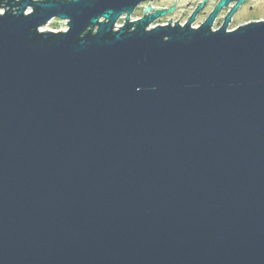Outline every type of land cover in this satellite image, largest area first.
Returning <instances> with one entry per match:
<instances>
[{
    "label": "water",
    "instance_id": "obj_1",
    "mask_svg": "<svg viewBox=\"0 0 264 264\" xmlns=\"http://www.w3.org/2000/svg\"><path fill=\"white\" fill-rule=\"evenodd\" d=\"M153 1L0 0V264H264V21Z\"/></svg>",
    "mask_w": 264,
    "mask_h": 264
},
{
    "label": "rangeland",
    "instance_id": "obj_2",
    "mask_svg": "<svg viewBox=\"0 0 264 264\" xmlns=\"http://www.w3.org/2000/svg\"><path fill=\"white\" fill-rule=\"evenodd\" d=\"M201 1H204V0H179V4H180V7L183 6L184 8L189 9V8H193V5L198 4V2L200 3ZM221 1H223V0H212L211 5H213L214 3L215 4L218 3L217 4V6H218ZM235 3L236 2H232L231 4H235ZM150 4H151V9H167V8H170L172 6L173 0H156L153 2L143 3L140 6H146V9H147ZM235 7H236V5H235ZM241 7L243 10L241 9L240 13H238L237 17H235V22L229 29L239 27V25L242 27V26H246L245 24L248 25L250 23H256V22L264 21V0H245L242 3ZM154 13H156V12H149L148 14H154ZM144 14L145 13H143V10L139 11V13L136 12V14L132 15V21L134 22V21L141 20L145 16ZM179 17H180V14L177 12L175 15H172L163 21L157 20L153 23L152 28H155L157 26H168L169 22L171 20H172L171 24H173V25H175V23L179 22V24H181V26H184V23L186 21L184 19H181L182 21H180ZM203 20H204V17L201 18L199 21H197V23L192 28H198L200 26V22H202ZM224 23L225 22H223L221 24L219 23V25L214 28V31H219L223 27ZM60 24H63V25H60ZM123 25H124V21L121 20L117 26L120 27ZM238 29H236V30H238ZM67 30H68L67 22H61L59 20H53L45 28H43L41 30V32L49 31V32L60 33V32H66ZM227 32L231 33L234 31L229 30Z\"/></svg>",
    "mask_w": 264,
    "mask_h": 264
},
{
    "label": "flooded vegetation",
    "instance_id": "obj_3",
    "mask_svg": "<svg viewBox=\"0 0 264 264\" xmlns=\"http://www.w3.org/2000/svg\"><path fill=\"white\" fill-rule=\"evenodd\" d=\"M235 2H236L235 4H231L230 3L227 7H224V8H222L219 11V13L216 15L215 19L213 20V23H212V26H211V30L212 31H214V28L216 26H218L219 23L221 24L223 22H226V20L228 18V15L233 11V9L235 8V5L237 6V4H238L237 1H235ZM211 3H212V0H204V1H201L200 3L198 2V4L193 5V8L186 9L183 6L180 7L179 0H173L172 6L170 8H167L166 10L165 9L163 10V11H169V10H173V11L170 12V13H167L165 16L159 18L158 21H163L166 18H168V17H170L172 15H175L178 12L180 14V17H179L180 18V21H182L181 19H184L186 21L184 23V25L187 24L191 20V18L193 16H195L194 21L192 23V27H194V25L197 23V21H199L201 18L204 17V20L202 22H200L199 28H201L206 23V21L208 20V18L211 17L215 13V11H216V7H217V4L218 3L217 4L214 3L213 5H211ZM241 6H242V4L238 8V10L233 13V15H232V17H231V19L229 21L227 31H229V30L230 31H235L236 29H238L239 27H241L239 25V27H235V28L229 29L234 24L235 17H237L238 13H240V11L242 9ZM138 10L139 11L143 10V13H145L146 6H140V7H138L137 10L134 12V14H136V12L139 13ZM245 25H247V24H245Z\"/></svg>",
    "mask_w": 264,
    "mask_h": 264
},
{
    "label": "snow or ice",
    "instance_id": "obj_4",
    "mask_svg": "<svg viewBox=\"0 0 264 264\" xmlns=\"http://www.w3.org/2000/svg\"><path fill=\"white\" fill-rule=\"evenodd\" d=\"M3 15H4V10L0 9V16H3Z\"/></svg>",
    "mask_w": 264,
    "mask_h": 264
},
{
    "label": "bare ground",
    "instance_id": "obj_5",
    "mask_svg": "<svg viewBox=\"0 0 264 264\" xmlns=\"http://www.w3.org/2000/svg\"><path fill=\"white\" fill-rule=\"evenodd\" d=\"M122 20L124 21V19H122ZM120 21H121V20H120ZM120 21H119V22H120ZM118 24H119V23H118ZM171 25L174 26L173 24H171ZM184 26H185V25H184ZM184 26H183V27H184ZM151 27H152V26H151ZM194 29H199V27H198V28H194ZM41 30H42V29H40V31H41Z\"/></svg>",
    "mask_w": 264,
    "mask_h": 264
}]
</instances>
